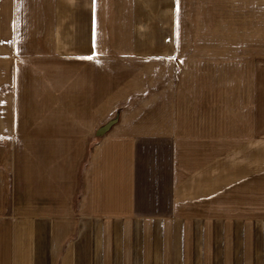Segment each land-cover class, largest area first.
<instances>
[{
    "label": "crops",
    "instance_id": "0c3cea01",
    "mask_svg": "<svg viewBox=\"0 0 264 264\" xmlns=\"http://www.w3.org/2000/svg\"><path fill=\"white\" fill-rule=\"evenodd\" d=\"M247 2L234 0L236 15L250 14L245 36L253 13ZM184 18L178 0H0V264H184L189 255L192 260L194 236L187 222L197 218L186 214L194 189L224 178L223 159L218 172L224 155L218 142L225 140L222 105L219 112L217 100H203L199 116L192 88L168 84L167 95L154 96L151 117L136 110L120 118L93 113L97 104L107 108L120 94L109 91L106 81L114 69L112 45L121 46L122 61L138 60L140 53L160 62L224 58L212 56L223 54L219 39L183 35L192 26ZM135 29L167 32L137 42ZM76 62L86 68L76 70ZM95 77L97 102L90 94ZM81 83L89 93L83 104L76 97ZM81 125L88 137L112 126L93 145L82 172L76 171L75 234L72 209L66 207L74 193L65 189V141L80 139ZM245 125L233 131V140L256 139L254 124ZM18 141L32 164L26 171L33 185L23 203L16 192Z\"/></svg>",
    "mask_w": 264,
    "mask_h": 264
},
{
    "label": "rangeland",
    "instance_id": "374dc122",
    "mask_svg": "<svg viewBox=\"0 0 264 264\" xmlns=\"http://www.w3.org/2000/svg\"><path fill=\"white\" fill-rule=\"evenodd\" d=\"M238 3L243 5L244 0H237ZM247 3L253 6L252 25L247 28L251 36L243 33L244 24L248 25L250 21V14L241 12L239 15L237 12L236 15L234 0H178V6L186 17L184 20L189 21L188 26L192 24L189 28L182 29L183 35L186 33L193 40L204 37L212 41L219 39L224 49L222 51L219 48V53L223 54L212 56H224L223 59L160 62L142 59L145 55L139 52L140 59L122 61L119 54L121 46L112 45L114 69L106 81L112 88L109 91L116 90L120 94L107 108H100L97 104L98 107L93 110L100 119L120 118L132 110L138 111L141 116L151 117L153 105L158 102L154 96L160 95V92L167 95L168 84H186L192 88V103L193 107H197V115L200 114L203 100L213 103L217 100L219 112L222 105L225 140L218 142L219 152L224 150L223 157L219 156L218 172L221 173L223 159L224 178L215 181L214 186L194 189V203L186 214L197 218L187 222V228L194 236V248L192 260L189 255L184 264H264V0H251ZM165 32L167 31L159 29H135L134 41H150L153 37L165 35ZM250 40L256 43L250 45ZM134 46L137 48V44ZM144 49L143 45L142 52ZM84 66V63L80 62L79 65L76 62V70L86 68ZM94 66L96 65L92 63V71L95 70ZM133 70L136 72L134 75ZM79 79L83 80L77 76V80ZM95 79L99 78L95 77L91 82L93 102L97 100ZM190 83L193 87L189 86ZM76 85V97L83 104L85 94L89 100V93L84 92L83 83ZM125 85H133L135 88L139 86L138 92H129ZM126 90L128 94L124 93ZM203 106L206 109L207 103ZM250 122L256 129L253 134L256 139L233 140V131L239 133L241 129L242 132V129L247 128L245 124ZM79 128L80 139L65 141L64 164L65 189L74 193L72 199H67L70 203H66L69 205L66 207L72 209V223L69 226L75 234L78 227L76 171L79 169L82 172L93 145L99 140L97 133L88 137L84 135L85 127L81 125ZM209 143L208 153L212 152V142ZM25 151L24 142L18 141L15 178L19 203L29 200L25 192H30L29 188L33 185V181L27 178L26 169L32 164L30 165V158ZM211 161L210 159L208 167L212 166ZM49 187L50 184L41 185L40 192L41 188L47 190ZM17 206L21 207V204ZM71 241L72 238L65 243L66 256L72 246ZM65 264L70 262L66 260Z\"/></svg>",
    "mask_w": 264,
    "mask_h": 264
},
{
    "label": "water",
    "instance_id": "95a60500",
    "mask_svg": "<svg viewBox=\"0 0 264 264\" xmlns=\"http://www.w3.org/2000/svg\"><path fill=\"white\" fill-rule=\"evenodd\" d=\"M110 127H111V125H108V126H106V127H104V128H101L100 130H98L97 135H98L99 137L103 136V135L108 131V129H109Z\"/></svg>",
    "mask_w": 264,
    "mask_h": 264
}]
</instances>
